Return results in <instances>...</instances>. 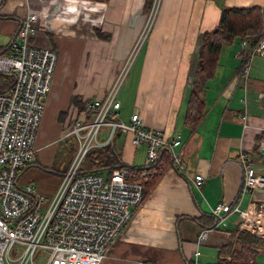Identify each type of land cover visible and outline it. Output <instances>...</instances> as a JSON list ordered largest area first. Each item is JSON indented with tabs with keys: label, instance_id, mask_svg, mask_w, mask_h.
Returning a JSON list of instances; mask_svg holds the SVG:
<instances>
[{
	"label": "crops",
	"instance_id": "1",
	"mask_svg": "<svg viewBox=\"0 0 264 264\" xmlns=\"http://www.w3.org/2000/svg\"><path fill=\"white\" fill-rule=\"evenodd\" d=\"M227 6L264 7V0H160L131 66L137 64L136 71L130 78V68L119 92L121 116L128 119L139 111L147 126L169 136L180 134L187 175L173 167L168 151H162L163 172L102 264L146 260L191 264L197 249L199 264H221L220 248L237 229L238 217L233 215L227 228L212 231L204 243H197L198 235L215 220L211 206L236 200L243 179L238 154L241 148L259 147L262 142L258 145L257 136L264 129V107L259 100L264 78L251 69L250 88L245 93L239 79L246 53L241 37L222 48L215 74L207 82L203 118L194 128L185 124L193 85L189 78L200 63L202 33L219 24L222 8ZM152 9L146 12L145 0H0V53L10 51L22 20L31 12L40 15L36 44L58 53L37 134L36 158L21 172L22 187L31 184L47 194L56 190L71 163L61 170L55 165L57 149L70 142L62 137L64 132L86 98L105 95ZM96 26L109 37L98 35ZM107 134L103 131L101 140L106 141ZM117 135L122 161L143 165L147 146L143 144V159L138 163L141 147L132 143V134L121 131ZM257 157V169L264 172V154ZM39 165L54 166L55 171L49 174ZM197 173L205 178L199 188L191 182ZM251 199L264 200V190L247 195L244 204ZM254 261L264 264V247L258 249Z\"/></svg>",
	"mask_w": 264,
	"mask_h": 264
},
{
	"label": "built area",
	"instance_id": "2",
	"mask_svg": "<svg viewBox=\"0 0 264 264\" xmlns=\"http://www.w3.org/2000/svg\"><path fill=\"white\" fill-rule=\"evenodd\" d=\"M159 3L155 0L142 31L144 38L136 42L108 91L89 98L64 132L63 138H76V152L53 193H44L31 184L22 187L19 182L22 170L36 158L37 134L58 62L55 49L34 40L40 29L37 12L22 20L10 51L0 53V72L14 75L8 88H0V264H102L136 207L145 200L143 179L164 168L162 151H168L173 167L187 175L180 134L169 136L147 126L139 111H133L128 119L121 116L119 92L151 29ZM242 45L246 53L239 79L246 93L252 60L264 55V25L255 42L245 38ZM189 81H193L192 76ZM259 100L264 107V90ZM90 112L93 115L88 118ZM246 114L242 116L245 126ZM104 126L109 128L106 141L100 137ZM118 130L131 133L135 146H147L144 164L128 163L108 174L83 171L89 151L109 143ZM259 153L264 154V141L256 149L241 148L238 158L243 179L238 196L233 202L211 206L215 220L200 230L198 244L212 231L227 228L233 215L238 217L237 234L248 230L264 237V200L243 202L247 195L264 190V172L257 169ZM204 179L197 173L191 182L199 188ZM199 255L197 249L193 264H199Z\"/></svg>",
	"mask_w": 264,
	"mask_h": 264
},
{
	"label": "trees",
	"instance_id": "3",
	"mask_svg": "<svg viewBox=\"0 0 264 264\" xmlns=\"http://www.w3.org/2000/svg\"><path fill=\"white\" fill-rule=\"evenodd\" d=\"M154 2L155 0H145L146 12H149V10L153 8ZM148 18L149 13H147L145 22L148 21ZM263 25L264 7L227 6L222 8L219 24L214 29L202 33L199 46L200 63H198L192 76L193 85L189 91L187 100L188 108L185 118V124L187 126L194 128L205 114L207 82L213 78L215 74L223 46L233 43L237 37H241L242 40L246 38L251 42H255L263 33ZM95 31L101 37H109V35L105 34L98 26L95 27ZM13 79L14 75L12 73L0 72V88H8ZM108 89H106V91H108ZM89 98L92 97L85 99L79 112L84 110L86 101ZM75 101H77L76 98ZM92 115L93 112H90L88 118H91ZM121 131L122 130H118L117 133ZM117 133L106 145L93 147L89 151L82 165L83 171L97 170L108 174L113 168L128 164L122 161V152L120 148H117V144L115 143L116 137L118 136ZM257 139L259 145L264 139V131L257 136ZM68 140L70 141V146L75 151L77 146L76 138L70 137ZM40 166L47 171H55L54 166ZM162 172L163 169L158 170L152 176L143 179L145 183V197L149 194ZM236 232H238L237 229L232 232L230 238L220 248V256H222V258L219 259L220 263L255 264L254 260L257 256L258 249L264 247V237L248 230H241L238 234ZM228 256L231 257L230 260L227 259ZM191 264H193V261Z\"/></svg>",
	"mask_w": 264,
	"mask_h": 264
},
{
	"label": "rangeland",
	"instance_id": "4",
	"mask_svg": "<svg viewBox=\"0 0 264 264\" xmlns=\"http://www.w3.org/2000/svg\"><path fill=\"white\" fill-rule=\"evenodd\" d=\"M151 14V12L149 13V15ZM144 37H143V32L141 31V33L138 35V37H137V39L135 40V42L133 43V46H132V49H133V47H135V44H136V42L138 41V40H141V39H143ZM145 40V39H144ZM132 49H131V51H130V54H131V52H132ZM129 54V55H130ZM130 57V56H129ZM129 58L127 57V59L125 60V64H126V62H127V60H128ZM124 64V65H125ZM123 65V66H124ZM136 67H137V64H135V66L132 68L131 67V69H132V71H131V69H130V71H131V74H130V78H132V76H133V74H134V72L136 71ZM251 69H252V71H254L253 73L254 74H260L261 76H263V78H264V55H262V56H256V57H254L253 58V60H252V64H251ZM130 71H129V73H130ZM252 73V74H253ZM128 78V77H127ZM130 80V79H129ZM128 80V81H129ZM124 88V87H123ZM108 127L107 126H104L103 128H102V130L103 131H105L106 133H108ZM103 131H102V134H100V135H103ZM70 143V142H69ZM71 144H68V145H66V146H64L63 145V147L61 146V147H59L58 149H57V153H56V160H57V162H55V165H56V167H58L60 170L61 169H64L67 165H68V163L70 162V161H72V159H73V157H74V155H75V152L76 151H74V149L70 146ZM141 148H139V151H138V155H137V157H136V162H141L142 161V156H141V153H143L144 151H145V145H142V146H140ZM34 163V162H33ZM39 167L40 168H42L40 165H39ZM43 170H45L44 168H42ZM47 171V170H46ZM52 172H54V171H48V173L49 174H53ZM107 174V173H106ZM61 177H62V175H61ZM61 177H60V180H61ZM60 182V181H59Z\"/></svg>",
	"mask_w": 264,
	"mask_h": 264
}]
</instances>
